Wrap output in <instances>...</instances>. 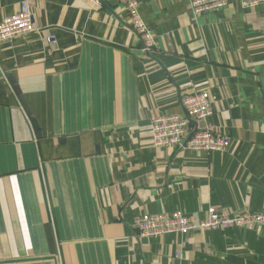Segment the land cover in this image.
<instances>
[{
    "label": "crops",
    "instance_id": "crops-1",
    "mask_svg": "<svg viewBox=\"0 0 264 264\" xmlns=\"http://www.w3.org/2000/svg\"><path fill=\"white\" fill-rule=\"evenodd\" d=\"M101 1L0 0V22L26 2L39 30L0 43V264H264L259 230L132 228L264 212V4L195 17L189 0H137L145 56L123 4ZM200 90L212 115L189 128L227 136L226 152L154 147L151 119Z\"/></svg>",
    "mask_w": 264,
    "mask_h": 264
},
{
    "label": "built area",
    "instance_id": "built-area-1",
    "mask_svg": "<svg viewBox=\"0 0 264 264\" xmlns=\"http://www.w3.org/2000/svg\"><path fill=\"white\" fill-rule=\"evenodd\" d=\"M93 8L101 9V0H85ZM122 3L127 13V24L141 43L142 55L149 56L154 51V37L139 14L137 0H117ZM228 0H189V11L193 16L216 12L224 8ZM243 8L253 9L264 0H240ZM32 22L30 8L21 2L18 12L0 22V43L38 32ZM46 42L54 43L53 37ZM183 116L167 115L153 117L150 121L149 134L152 145L156 148H180L192 152L224 153L229 147V138L212 130L189 128L190 121L203 122L212 115L211 101L207 91H192L181 99ZM191 136L189 137V135ZM189 137V138H188ZM132 228L139 238H154L164 235L186 236L193 232L226 230L229 228L255 229L264 232V212L261 214L231 215L209 207L205 217L199 221L174 211L169 214H144L133 219ZM179 257V256H177Z\"/></svg>",
    "mask_w": 264,
    "mask_h": 264
},
{
    "label": "water",
    "instance_id": "water-1",
    "mask_svg": "<svg viewBox=\"0 0 264 264\" xmlns=\"http://www.w3.org/2000/svg\"><path fill=\"white\" fill-rule=\"evenodd\" d=\"M190 136H191V134L189 135V137H190ZM189 137H188V138H189Z\"/></svg>",
    "mask_w": 264,
    "mask_h": 264
}]
</instances>
